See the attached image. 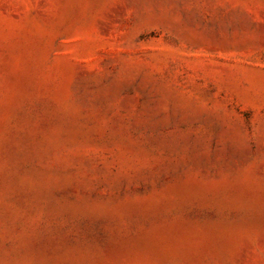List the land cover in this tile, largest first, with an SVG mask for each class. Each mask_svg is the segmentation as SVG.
<instances>
[{
    "label": "rangeland",
    "instance_id": "374dc122",
    "mask_svg": "<svg viewBox=\"0 0 264 264\" xmlns=\"http://www.w3.org/2000/svg\"><path fill=\"white\" fill-rule=\"evenodd\" d=\"M0 264H264V0H0Z\"/></svg>",
    "mask_w": 264,
    "mask_h": 264
}]
</instances>
